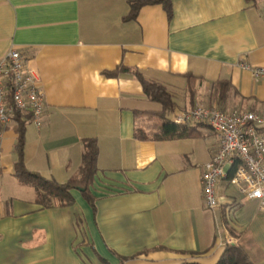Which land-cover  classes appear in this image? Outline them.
<instances>
[{
    "label": "crops",
    "instance_id": "0c3cea01",
    "mask_svg": "<svg viewBox=\"0 0 264 264\" xmlns=\"http://www.w3.org/2000/svg\"><path fill=\"white\" fill-rule=\"evenodd\" d=\"M0 0V57L16 49L37 70L44 111L25 125L28 170L59 183L79 175L83 140L98 146L90 205L43 206L14 174L15 122L0 125V264H214L231 238L264 264V209L223 181L220 206L203 205L202 165L217 149L206 125L196 135L153 139L159 102L128 67L172 96V117L196 105L250 110L264 120V0ZM227 80L220 99L214 87ZM264 129V126H263ZM142 131V132H141ZM141 132L146 138H137Z\"/></svg>",
    "mask_w": 264,
    "mask_h": 264
},
{
    "label": "built area",
    "instance_id": "2783aa9c",
    "mask_svg": "<svg viewBox=\"0 0 264 264\" xmlns=\"http://www.w3.org/2000/svg\"><path fill=\"white\" fill-rule=\"evenodd\" d=\"M240 66L254 79L264 77L262 66L248 63ZM15 110L30 114L29 121L40 126L44 101L37 70L20 51L11 49L0 57L1 126L13 121ZM171 121L178 126L206 125L218 138L217 149L202 165L199 178L206 209L220 206L218 187L223 181H229L246 199L258 200L264 209V120L259 114L196 105L175 114ZM224 244H233V241L227 238Z\"/></svg>",
    "mask_w": 264,
    "mask_h": 264
},
{
    "label": "trees",
    "instance_id": "16d2710c",
    "mask_svg": "<svg viewBox=\"0 0 264 264\" xmlns=\"http://www.w3.org/2000/svg\"><path fill=\"white\" fill-rule=\"evenodd\" d=\"M173 0H128L130 10L127 18H135L139 9L143 5L161 4L165 9L168 17H171ZM252 2L255 0H246ZM132 72L134 76L140 81L144 94L151 100L159 102L162 105V112L157 114L161 122V130L153 134V139H170L183 138L196 135L194 126H178L166 117V112L173 109L171 94L164 86L157 82L148 81L143 78L139 71L128 68L118 67L111 71H104L105 76H118L120 73ZM218 91V97L223 99L231 90V85L227 80L218 81L215 86ZM13 122H15V129L17 131V140L15 144V151L17 160L14 165V174L16 178L24 184L31 185L36 190V201L43 206H48L52 202H57L60 205L68 206L74 201L71 194L72 189L80 188L83 198L93 205V196L89 191L93 176L96 172V160L98 155V146L94 138H86L83 140V152L81 158V167L79 175L76 178L69 179L67 182L59 183L52 178H45L41 174L28 170L23 161V144L25 125L30 120L31 115L15 110L13 113ZM142 132V131H141ZM136 132L137 138H146L142 133ZM232 168L229 170L231 174ZM181 264H200L195 261H186ZM214 264H254L245 250L238 244H226L218 260Z\"/></svg>",
    "mask_w": 264,
    "mask_h": 264
},
{
    "label": "water",
    "instance_id": "95a60500",
    "mask_svg": "<svg viewBox=\"0 0 264 264\" xmlns=\"http://www.w3.org/2000/svg\"><path fill=\"white\" fill-rule=\"evenodd\" d=\"M79 190H81V189L79 188Z\"/></svg>",
    "mask_w": 264,
    "mask_h": 264
},
{
    "label": "rangeland",
    "instance_id": "374dc122",
    "mask_svg": "<svg viewBox=\"0 0 264 264\" xmlns=\"http://www.w3.org/2000/svg\"><path fill=\"white\" fill-rule=\"evenodd\" d=\"M36 191V190H35Z\"/></svg>",
    "mask_w": 264,
    "mask_h": 264
}]
</instances>
